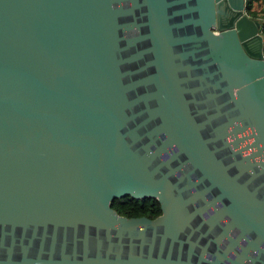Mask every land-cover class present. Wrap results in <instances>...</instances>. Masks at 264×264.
<instances>
[{
	"label": "water",
	"instance_id": "water-1",
	"mask_svg": "<svg viewBox=\"0 0 264 264\" xmlns=\"http://www.w3.org/2000/svg\"><path fill=\"white\" fill-rule=\"evenodd\" d=\"M0 264H264L246 0H0Z\"/></svg>",
	"mask_w": 264,
	"mask_h": 264
},
{
	"label": "trees",
	"instance_id": "trees-1",
	"mask_svg": "<svg viewBox=\"0 0 264 264\" xmlns=\"http://www.w3.org/2000/svg\"><path fill=\"white\" fill-rule=\"evenodd\" d=\"M259 0H246V12L261 23L264 36V0H260L261 9H254V4ZM111 207L118 214L126 217H148L155 219L162 214L161 203L156 197L136 198L131 195L114 198Z\"/></svg>",
	"mask_w": 264,
	"mask_h": 264
},
{
	"label": "rangeland",
	"instance_id": "rangeland-1",
	"mask_svg": "<svg viewBox=\"0 0 264 264\" xmlns=\"http://www.w3.org/2000/svg\"><path fill=\"white\" fill-rule=\"evenodd\" d=\"M254 5L256 6L257 9H260V7H261L262 4H261V2L259 0V1L255 2Z\"/></svg>",
	"mask_w": 264,
	"mask_h": 264
},
{
	"label": "crops",
	"instance_id": "crops-1",
	"mask_svg": "<svg viewBox=\"0 0 264 264\" xmlns=\"http://www.w3.org/2000/svg\"><path fill=\"white\" fill-rule=\"evenodd\" d=\"M254 9H256V10L259 11V10L261 9V7H260V9H257L256 6L254 5ZM248 15H249V14H248ZM249 16L252 17L251 15H249ZM252 18H253V17H252ZM254 19H255V18H254ZM256 20H257V19H256ZM258 21H259V20H258Z\"/></svg>",
	"mask_w": 264,
	"mask_h": 264
}]
</instances>
